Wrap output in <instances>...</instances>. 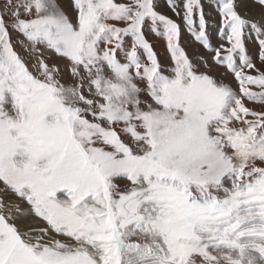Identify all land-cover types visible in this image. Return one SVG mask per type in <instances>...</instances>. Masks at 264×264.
Returning a JSON list of instances; mask_svg holds the SVG:
<instances>
[{
	"label": "snow or ice",
	"instance_id": "6c2138e0",
	"mask_svg": "<svg viewBox=\"0 0 264 264\" xmlns=\"http://www.w3.org/2000/svg\"><path fill=\"white\" fill-rule=\"evenodd\" d=\"M207 2L211 64L156 0H0V264H264V0Z\"/></svg>",
	"mask_w": 264,
	"mask_h": 264
},
{
	"label": "rangeland",
	"instance_id": "374dc122",
	"mask_svg": "<svg viewBox=\"0 0 264 264\" xmlns=\"http://www.w3.org/2000/svg\"><path fill=\"white\" fill-rule=\"evenodd\" d=\"M126 2V0H118V2ZM177 2L179 3L180 0H177ZM59 3L61 4L62 8L66 11V13L69 15L70 18H72L73 20H75V16L76 13L73 10L72 7V0H59ZM157 3V11L161 12L162 14H165L167 16H169L170 18H172L173 20H175L178 23H181L182 26V33L184 32L183 30V23H182V19L181 17L176 16L171 9L168 7L166 0H156ZM204 7H205V12L208 13V19L210 21V27H209V31L210 32V42L213 44V46H216L219 42V38L218 35L216 33V26L219 22V17L216 15V13L209 7L207 0H204ZM244 9H242L243 11ZM247 11H249V13L252 16H258L259 15V8L255 7L254 5H251V3H248V7H247ZM181 33V46L185 48L187 54L189 55L190 58H195L197 56V54H199L200 56H204L207 57L209 60V63L211 64V56L212 53L207 52L198 42H194V39L192 37H190V35L186 32H184L183 34ZM12 37L13 40L15 41L18 37V34L13 32L12 33ZM146 37L147 39H150V36L148 35V31H146ZM160 40H164L163 38H160ZM159 43H155L153 42V46H154V50L157 52L158 54V58L160 60V62L163 65H167L170 60H169V56L168 53L166 51V43H161L160 41H158ZM247 47L250 50H254V45L249 42L246 41ZM16 50L22 55L25 56L26 58L28 57V54L25 53L24 49L20 46V45H16ZM31 62V61H29ZM55 62L61 66H63L66 61L64 60H58L55 57L52 58V60L49 61V63ZM224 69L223 68H219L215 65H213V74L219 76V74L221 72H223ZM65 80L69 79L67 73H65ZM226 80H228L229 82L232 83L233 87H235V82L232 81L231 77H226ZM247 106L249 107H253L256 108L257 110L260 109L259 105H253L251 103H247ZM122 185L124 182H121ZM134 242H140L143 243V240H138L136 237L132 238Z\"/></svg>",
	"mask_w": 264,
	"mask_h": 264
},
{
	"label": "crops",
	"instance_id": "0c3cea01",
	"mask_svg": "<svg viewBox=\"0 0 264 264\" xmlns=\"http://www.w3.org/2000/svg\"><path fill=\"white\" fill-rule=\"evenodd\" d=\"M120 2H122V1H120ZM211 30H212V29H211ZM211 30H209V31H211ZM184 32H186V31H184ZM184 32H183V33H184ZM183 33H182V34H183ZM186 33H187V32H186ZM148 35L150 36V39H148V40H149L151 43H153V42H155V43H159L158 41H160L161 43H166L165 40H162V41L160 40V38H162V37H157V36H155L154 34H152L150 31H148ZM183 35H184V34H183ZM183 35H182V36H183ZM182 36H181V37H182ZM190 37H191V36H190ZM194 42H195V41H194Z\"/></svg>",
	"mask_w": 264,
	"mask_h": 264
}]
</instances>
